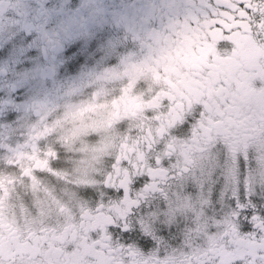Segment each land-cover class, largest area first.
Wrapping results in <instances>:
<instances>
[{"label": "flooded vegetation", "instance_id": "obj_1", "mask_svg": "<svg viewBox=\"0 0 264 264\" xmlns=\"http://www.w3.org/2000/svg\"><path fill=\"white\" fill-rule=\"evenodd\" d=\"M262 140L264 0H0V262L264 264L250 195L181 253L138 228Z\"/></svg>", "mask_w": 264, "mask_h": 264}, {"label": "rangeland", "instance_id": "obj_2", "mask_svg": "<svg viewBox=\"0 0 264 264\" xmlns=\"http://www.w3.org/2000/svg\"><path fill=\"white\" fill-rule=\"evenodd\" d=\"M248 195L264 206V140L248 154L226 151L205 159L189 184L151 203L138 228L156 249L181 253L187 240L200 232L198 227H188L189 220L204 226L201 220L209 215L225 218L234 210V203Z\"/></svg>", "mask_w": 264, "mask_h": 264}]
</instances>
